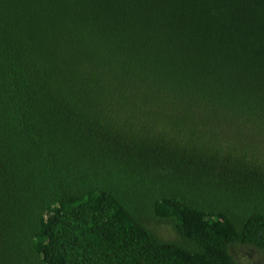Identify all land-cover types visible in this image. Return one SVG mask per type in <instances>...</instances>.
Returning <instances> with one entry per match:
<instances>
[{"label":"trees","instance_id":"obj_1","mask_svg":"<svg viewBox=\"0 0 264 264\" xmlns=\"http://www.w3.org/2000/svg\"><path fill=\"white\" fill-rule=\"evenodd\" d=\"M0 264H264V0H0Z\"/></svg>","mask_w":264,"mask_h":264},{"label":"rangeland","instance_id":"obj_2","mask_svg":"<svg viewBox=\"0 0 264 264\" xmlns=\"http://www.w3.org/2000/svg\"><path fill=\"white\" fill-rule=\"evenodd\" d=\"M160 232H161V236H163V237H167V236H168V234L165 233L166 230H163V231H160ZM246 254H249V252L244 251V250H240V251H238V256H239V257L246 256ZM250 258H251V257H250Z\"/></svg>","mask_w":264,"mask_h":264}]
</instances>
